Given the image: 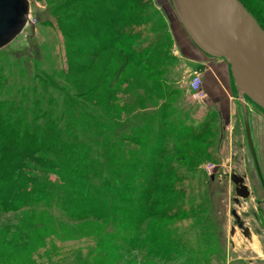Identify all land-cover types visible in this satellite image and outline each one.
<instances>
[{"label":"rangeland","instance_id":"rangeland-1","mask_svg":"<svg viewBox=\"0 0 264 264\" xmlns=\"http://www.w3.org/2000/svg\"><path fill=\"white\" fill-rule=\"evenodd\" d=\"M97 1L117 23L112 47L96 59L88 51L97 41L76 26L79 0H28L27 26L0 50V148L10 140L28 146L33 133L50 146L34 156L58 161L46 149L78 144L72 158L92 172L90 185L47 190L38 209L8 212L0 203V264H264V189L244 118L238 112L226 125L202 109L205 97L184 94L191 76L174 61L169 24L180 22L172 0ZM245 3L264 24V0ZM119 43L130 62L117 77ZM73 44L89 54L73 60L86 62L82 74L67 66ZM242 101L264 173V112ZM234 174L250 191L238 204ZM62 193L105 220L68 219Z\"/></svg>","mask_w":264,"mask_h":264},{"label":"trees","instance_id":"trees-1","mask_svg":"<svg viewBox=\"0 0 264 264\" xmlns=\"http://www.w3.org/2000/svg\"><path fill=\"white\" fill-rule=\"evenodd\" d=\"M71 1V0H70ZM87 0H79L80 6L78 7V12L75 11V14L82 16L80 23H76L77 29L81 31L84 35L82 38L94 39L97 41V45L91 48V51L84 49H78L75 44L69 46L67 57L69 58L67 66L71 69L73 74H82L85 70H88L86 62H73L77 58H83L85 55H88L94 60L101 53H104L107 49L112 47L115 38L114 36V25L117 23V16H108L107 11L105 12L102 9V5L95 3L97 0H91V3H86ZM102 2V0H99ZM97 1V2H99ZM243 6L248 10V12L256 19L259 25L264 30V24L255 16L251 11L249 6L245 3V0H239ZM108 2V0L106 1ZM93 3V4H92ZM132 11V10H128ZM128 11L127 14H128ZM124 12V13H126ZM123 14L122 9H116L114 14ZM83 15L85 18H83ZM71 15L69 16V18ZM96 21L94 26L95 30H91L92 24ZM74 26V25H73ZM106 27L104 30L103 28ZM86 28V29H85ZM76 29V30H77ZM64 37L67 38L70 43H72L73 38H71L69 32H64ZM72 33V31H71ZM132 39L135 37L131 35ZM118 42V41H116ZM124 44L119 43L115 48L118 50V56L123 59L119 70L117 71L116 76L118 77L123 70L128 66L130 62V56L125 52ZM91 65V64H90ZM87 66V67H86ZM82 115H79L78 118L81 119ZM31 139L28 146L21 145L17 141L10 140L7 144L0 148V203L4 204V209L8 212H19L22 209H38L41 205L45 206L44 196H46L47 190L56 191L57 187L67 186L79 187L82 183L88 184L90 176L92 174L91 167L85 166V161L83 157L78 160V158H72L75 151L79 152L83 146L79 145H60L58 148L53 149L52 151L46 149L49 153L61 154L58 161L54 159H44L40 157H35L34 155L40 149L41 146H46L44 143H36L35 134H27ZM34 138V139H33ZM82 145V144H81ZM68 154H73L68 156ZM64 156V157H63ZM67 156V158H65ZM71 167V165H74ZM151 164V163H150ZM149 165V163H148ZM137 164H133V167L136 168ZM35 167L39 168L41 171H36ZM43 173L37 177L32 176V173ZM53 173L51 176L54 177L52 180L48 174ZM30 174V175H29ZM95 176V175H94ZM96 178V177H95ZM39 184L41 190L36 193L33 189L34 186ZM33 187V188H32ZM53 193V192H51ZM61 196V212L70 220L76 221H86L93 220L96 222H101L105 220L103 214L98 213V211H91V208L86 205L84 200L80 199L75 201L74 197L68 198L65 194H58ZM144 198V197H142ZM81 202V203H79ZM90 209V210H88Z\"/></svg>","mask_w":264,"mask_h":264},{"label":"water","instance_id":"water-1","mask_svg":"<svg viewBox=\"0 0 264 264\" xmlns=\"http://www.w3.org/2000/svg\"><path fill=\"white\" fill-rule=\"evenodd\" d=\"M176 16L192 43L206 56L223 60L238 92L264 112V30L239 0H172ZM28 0H0V50L29 22ZM243 117L249 149L261 185L247 107ZM237 201L250 197L243 177L232 175Z\"/></svg>","mask_w":264,"mask_h":264},{"label":"crops","instance_id":"crops-1","mask_svg":"<svg viewBox=\"0 0 264 264\" xmlns=\"http://www.w3.org/2000/svg\"><path fill=\"white\" fill-rule=\"evenodd\" d=\"M174 24H169V31L173 45L179 53V57L174 58V61L179 64L180 71L188 75L186 77L189 78L191 73L202 69L201 73L205 90V100L202 104V109L215 111L217 114H220V119L226 125H230L232 121L237 119L238 112L242 113L241 117L244 118L242 104H245V102L242 101V95H237L234 87H232L230 67L223 60L213 59L202 53L189 39L181 24L178 23L179 25L176 26ZM183 79L185 80V77ZM187 82L184 94L189 96V81ZM248 119L250 125L249 114ZM254 150L257 157L255 147ZM259 167L264 178L260 163Z\"/></svg>","mask_w":264,"mask_h":264},{"label":"built area","instance_id":"built-area-1","mask_svg":"<svg viewBox=\"0 0 264 264\" xmlns=\"http://www.w3.org/2000/svg\"><path fill=\"white\" fill-rule=\"evenodd\" d=\"M188 88H189L191 98L194 101L200 102L204 99L205 90L203 87V79H202L201 73H199L198 71H195L191 75V79L189 81Z\"/></svg>","mask_w":264,"mask_h":264},{"label":"flooded vegetation","instance_id":"flooded-vegetation-1","mask_svg":"<svg viewBox=\"0 0 264 264\" xmlns=\"http://www.w3.org/2000/svg\"><path fill=\"white\" fill-rule=\"evenodd\" d=\"M258 161V160H257ZM261 175H262V173H261ZM259 178V177H258ZM262 178H263V175H262ZM245 180V179H244ZM263 180H264V178H263ZM259 181H260V179H259ZM248 186V185H247ZM248 189H249V186H248ZM235 194H236V192H235ZM235 203H239V200L237 201V198L235 199ZM235 215V214H234ZM248 230V229H247Z\"/></svg>","mask_w":264,"mask_h":264},{"label":"bare ground","instance_id":"bare-ground-1","mask_svg":"<svg viewBox=\"0 0 264 264\" xmlns=\"http://www.w3.org/2000/svg\"><path fill=\"white\" fill-rule=\"evenodd\" d=\"M247 116H248V112H247ZM248 121H249V119H248ZM256 155V154H255ZM257 159V158H256ZM254 161V160H253ZM258 162V161H257ZM254 165H255V163H254ZM258 166H259V164H258ZM256 168V167H255ZM259 170H260V167H259ZM257 171V170H256ZM260 174H261V172H260ZM258 177H259V175H258ZM261 177H262V175H261ZM263 179V178H262ZM264 181V180H263ZM261 182V181H260Z\"/></svg>","mask_w":264,"mask_h":264}]
</instances>
